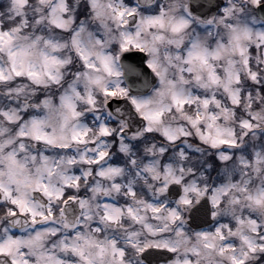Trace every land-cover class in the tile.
<instances>
[{
    "label": "clouds",
    "instance_id": "clouds-1",
    "mask_svg": "<svg viewBox=\"0 0 264 264\" xmlns=\"http://www.w3.org/2000/svg\"><path fill=\"white\" fill-rule=\"evenodd\" d=\"M0 264H264V0H0Z\"/></svg>",
    "mask_w": 264,
    "mask_h": 264
}]
</instances>
